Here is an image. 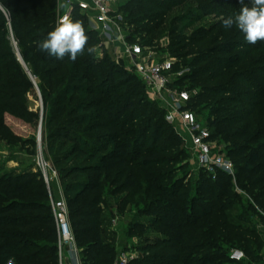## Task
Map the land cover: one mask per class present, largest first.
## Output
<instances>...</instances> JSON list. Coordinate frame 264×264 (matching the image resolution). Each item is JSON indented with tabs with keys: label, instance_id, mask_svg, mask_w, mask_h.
<instances>
[{
	"label": "trees",
	"instance_id": "trees-1",
	"mask_svg": "<svg viewBox=\"0 0 264 264\" xmlns=\"http://www.w3.org/2000/svg\"><path fill=\"white\" fill-rule=\"evenodd\" d=\"M185 1L121 2L128 40L137 41L140 33L147 46L155 47V32L168 26L171 12ZM0 4L10 19L0 9V141L36 154L41 113L29 106L34 78L43 101V148L60 170L82 264H114L119 256L118 229L108 227L114 213L105 215L111 201L118 217L131 214L129 206L135 210L120 239L144 237L141 264L262 263L264 235L256 233V221L264 222V42L249 44L235 26L225 29L221 19L192 37L170 31L171 46L179 50L210 40L184 63L194 71L185 79H197L199 90L189 108L197 115L209 110L212 138L229 143L237 182L223 171L215 179L197 173L191 161L180 167L186 170L180 177L169 164L189 154L184 142L165 110L146 96L137 74H128L108 55L87 52L100 41L87 17L76 10L72 19L83 23L89 37L84 53L75 62L68 57L58 61L37 46L58 24V0ZM11 119L28 125L32 134L17 133ZM240 200L245 204L237 205ZM245 220L256 227L246 228L240 223ZM235 250L245 258L232 259ZM9 262L60 264L41 172L0 171V264Z\"/></svg>",
	"mask_w": 264,
	"mask_h": 264
},
{
	"label": "built area",
	"instance_id": "built-area-1",
	"mask_svg": "<svg viewBox=\"0 0 264 264\" xmlns=\"http://www.w3.org/2000/svg\"><path fill=\"white\" fill-rule=\"evenodd\" d=\"M125 0H63L59 3L60 13L58 23L67 16L71 21L76 10L87 17L91 28L99 36L101 46L114 44L115 57L123 62L126 68L132 69L146 86L148 97L159 103L166 112V120L174 127L187 148L190 161L195 172L204 171L215 179L220 171L230 175L236 184V168L234 161L222 152L217 140L212 138L206 122L201 121L197 113L189 108L194 94L190 90L179 87L176 80H180L188 69H177V61L168 55H160L155 47L144 46L139 41L128 40L129 32L124 22L123 13L119 4ZM63 5V6H62ZM0 9L9 15L0 4ZM10 28L11 24L9 22ZM12 42L21 55L18 43L12 36ZM176 82V83H175ZM39 152L37 165L47 186L51 209L58 234V255L60 264H63L66 250L73 255L74 264H82L80 250L76 246L75 236L71 226L69 208L60 191V195L53 190L59 183V174L56 168L44 157L42 144L38 135ZM239 193H243L236 187ZM116 222V221H115ZM134 255H123L114 264H130ZM232 259L241 261L245 258L242 251L235 250Z\"/></svg>",
	"mask_w": 264,
	"mask_h": 264
},
{
	"label": "rangeland",
	"instance_id": "rangeland-1",
	"mask_svg": "<svg viewBox=\"0 0 264 264\" xmlns=\"http://www.w3.org/2000/svg\"><path fill=\"white\" fill-rule=\"evenodd\" d=\"M62 1L63 0H58V3ZM245 4H248L249 6H251L249 0H245ZM240 8H241V5L238 3V0H186L185 2H183L182 6L176 7L171 12L170 18L168 20V26H165V27L161 26V28L155 32L157 34V38L155 40V49L158 51V53L160 55H168L169 57L174 58L177 61V63H179V65H176L177 69H188L189 70L181 78L183 80H176V82L179 83L178 84L179 87L190 90L192 94H195L199 91L198 88H196L197 79L191 76L185 79L187 75H190L192 72L194 73V71L191 67H188L184 63H188L190 60H192L193 57L196 55L197 51H200L206 48L207 46H210V40L200 39L201 44H197L195 46H191V47L179 50L180 48L171 46L173 44V38H172L173 36L170 34V31L174 29L176 32V35L184 34L189 37H192L193 32L196 31L197 29H200L202 27L209 28L211 25L218 22L223 16L224 17L235 16L239 12ZM216 13L223 15V16L218 17L215 15ZM191 14H194V15H191ZM176 17L178 20H176V22L171 23V21ZM127 30L128 32L130 31L128 26H127ZM136 37H137L136 38L137 41L143 43L144 46H147V44L145 43L146 38H144L143 34L139 33L137 34ZM95 46L98 48V52L102 54L100 56L96 55L98 56V58L99 57L102 58L108 55L110 60L116 62V64L125 68V71L128 74L130 75L136 74L134 70L126 68L123 65V62L116 59L114 44L108 43L107 47L103 48L101 46V42L99 41L95 44ZM31 80L33 82L34 90L31 92V94H29V101H30L29 106H30V109L32 110L40 111L41 120H42V115H43L42 94H41L40 89L35 83V79L31 77ZM145 94L148 97L147 92H145ZM260 107L261 106H258L256 111H258ZM198 117L201 121H204L206 123L209 122V119H208L210 117L209 110H202L199 113ZM41 120L39 122L37 131L35 132L36 139H37L36 154H32V152L27 149H20L19 147L10 146L5 142L0 141V169H1L0 171L18 172V173H21L24 171H32L34 173L40 172L38 165H37V156H38L39 145H40L38 141V135H39ZM11 122L15 128V131L19 133L20 135L26 137L32 134L33 131L28 125H25L24 123L18 122L17 120H14V119H11ZM179 143L180 141H178V144ZM41 144H42V150H43L44 157L51 163V165L54 168L60 171L59 168L56 166V164L53 162L49 151L47 152V150L43 148V140L41 141ZM179 145L183 146V144L181 143ZM228 146H229V143H227L224 140L219 141L217 145V147L226 154L228 153V149H227ZM79 161L80 160H78L77 158L74 160V163H78ZM188 162H190V155L187 154V152H185L178 161H175L174 163H171L169 165L175 167L176 174H178L180 177H184L186 175V170L185 169L179 170V169H181L180 167L182 165ZM64 163L65 162H62L61 164L64 165ZM163 167L164 166H157L158 169H162ZM83 177L84 176H82V179ZM191 179H192V174L190 172V174L188 173L187 175V180L191 181ZM59 183L60 184H59L58 190L61 191L64 195L63 181L61 180L60 177H59ZM56 187H58V184H56L55 187H53L54 191L56 190ZM248 197L249 196H247V198ZM240 204H245V201L240 200L237 205H240ZM127 211H131L132 213L131 214L128 213V214H125V216L118 217L117 215L118 213L116 211L114 201H111L110 209L105 211V215L111 216L109 213L112 212L114 213L113 217H115L113 218V220H111V225L108 226L109 229H113V228L118 229L117 232H118L119 238L117 240V245H118L117 248L119 250V256L116 258V260L123 255H127V256L134 255V257L130 258V261H129L130 264H141L138 261H140V258L143 256V252L140 249L142 245H144L145 243L143 241L144 237L134 236L129 239H120L121 235L127 228V225L130 222L135 210H133V208L129 206L127 208ZM231 212L233 214H236L234 211H231ZM240 223H242L248 229H254V227H256L254 222L251 220L250 222L248 220H245L244 222H240ZM256 223H258L257 229L259 230V231H256V233H261L262 235H264V222L262 221L259 223L258 221H256ZM261 229L263 231H261ZM263 252H264V249H263ZM64 262L63 264H66ZM8 264H12V262H9ZM261 264H264V258Z\"/></svg>",
	"mask_w": 264,
	"mask_h": 264
},
{
	"label": "clouds",
	"instance_id": "clouds-1",
	"mask_svg": "<svg viewBox=\"0 0 264 264\" xmlns=\"http://www.w3.org/2000/svg\"><path fill=\"white\" fill-rule=\"evenodd\" d=\"M238 0L241 5L235 16L221 17L225 29H232L234 26L244 36L249 44L264 42V0ZM63 6V5H62ZM89 37L81 21H71L67 16L59 22L56 27L48 32L46 38L38 42V49L46 52L48 56L58 61L68 57L73 62L79 55H82L88 45ZM87 52L102 55L96 46L87 47Z\"/></svg>",
	"mask_w": 264,
	"mask_h": 264
},
{
	"label": "crops",
	"instance_id": "crops-1",
	"mask_svg": "<svg viewBox=\"0 0 264 264\" xmlns=\"http://www.w3.org/2000/svg\"><path fill=\"white\" fill-rule=\"evenodd\" d=\"M58 189H59V184H58V187H56V194L59 196L60 191ZM58 191H59V193H58ZM262 256L264 258V252L262 253ZM64 260H65L64 263H66V264H74L73 255L69 250H66V255H65Z\"/></svg>",
	"mask_w": 264,
	"mask_h": 264
},
{
	"label": "water",
	"instance_id": "water-1",
	"mask_svg": "<svg viewBox=\"0 0 264 264\" xmlns=\"http://www.w3.org/2000/svg\"><path fill=\"white\" fill-rule=\"evenodd\" d=\"M39 138H40V140L42 139V120L40 123Z\"/></svg>",
	"mask_w": 264,
	"mask_h": 264
}]
</instances>
